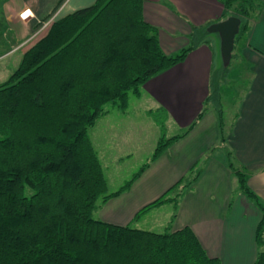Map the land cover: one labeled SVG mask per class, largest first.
Segmentation results:
<instances>
[{"label":"trees","instance_id":"16d2710c","mask_svg":"<svg viewBox=\"0 0 264 264\" xmlns=\"http://www.w3.org/2000/svg\"><path fill=\"white\" fill-rule=\"evenodd\" d=\"M236 1L223 0V18L241 20L233 50L249 24L240 7L232 8ZM210 24L194 29L188 46L165 54L157 28L143 19L141 0H95L53 21L22 54L0 84V264H220L187 226L156 233L92 215L99 201L128 188L148 163L107 193L89 129L106 105L125 110L128 94L139 95L146 81L182 62L200 43L211 46L217 35L206 32ZM217 75L208 97L213 106L221 87ZM180 136H161L150 161ZM236 175L261 212L254 264H264V207L244 176ZM190 182L180 180L169 192L182 185L180 193ZM169 198L159 197L135 218Z\"/></svg>","mask_w":264,"mask_h":264},{"label":"crops","instance_id":"0c3cea01","mask_svg":"<svg viewBox=\"0 0 264 264\" xmlns=\"http://www.w3.org/2000/svg\"><path fill=\"white\" fill-rule=\"evenodd\" d=\"M94 1L0 0V30L2 37L8 35V40L3 41L0 33V43L21 42L30 29L51 15L58 19ZM141 1L143 19L157 28L159 46L165 54L188 46L194 29L223 19L225 13L223 0ZM251 2L254 14L231 56L232 60L236 55L246 75L231 103L226 106L221 88L215 106L208 101L213 75L218 74L213 72L219 51L217 37H213L211 46L200 43L182 62L146 81L137 100L141 103L142 98L145 103L143 112L149 127L159 131L160 126V133H170L167 138L181 136L150 161L128 190L109 198L104 207L95 208L96 219L128 226L141 209L166 194L171 199L163 205H173L167 230L189 227L206 254L218 259L220 264H254L255 229L261 212L242 193L236 175L243 174L247 188L264 207V0ZM24 52L18 51L19 60ZM10 54L13 53H1L0 60ZM1 68L7 69L4 65ZM153 112H161L162 117L155 120ZM107 114L105 110L97 120ZM137 136L140 135L125 136L107 149L109 137L103 135V151H95L107 190L106 169L113 165L114 171L120 172L121 163L132 155L130 138ZM160 137L154 138L153 150ZM201 159V165L196 168ZM183 179L191 180L190 184L180 193L177 192L182 185L178 191L169 192ZM156 222L154 219L153 224Z\"/></svg>","mask_w":264,"mask_h":264},{"label":"rangeland","instance_id":"374dc122","mask_svg":"<svg viewBox=\"0 0 264 264\" xmlns=\"http://www.w3.org/2000/svg\"><path fill=\"white\" fill-rule=\"evenodd\" d=\"M232 5V8L238 9L240 7L242 13H245L242 15L245 20L248 21L252 19L255 8L253 9L252 6L247 5V3L243 2V0H237ZM246 8L247 11H244V9ZM55 20L56 15H51L49 19L39 22L35 29H30L32 30L30 34L27 35L26 38L22 39L21 42L14 43L10 40V43L8 44L0 43V56L1 53H6L9 51L10 53H13L0 60V66L2 67V65H4V67L7 68L2 69L0 67V84L6 81L9 75L17 67L18 61H20L18 51H26L30 46H32L40 37L45 34L46 30H48L49 26ZM0 33L2 37L1 30ZM2 38L4 39L3 41H6L8 40V35L5 34ZM239 39L240 37L238 38V41ZM15 52L16 54H14ZM235 57L230 61V64L225 72H223L222 70V62L220 59L219 51L217 52L214 59L213 72H217L220 77V88L222 89L221 95L225 99L224 101H226V106L231 103L232 99L235 96V93L238 92V90L242 87L246 75L245 68L243 66H239V63L237 62ZM127 104L128 107L126 108V110H121L116 106L113 107L110 104L105 106L104 109L108 110V114L101 120L96 119L93 127L89 129L91 143L94 149L99 153L103 151L102 145L105 144L103 135H107V137H109V139L106 141L107 149H110L111 146H113V143L118 144L120 139L125 138V136H135L136 134L140 135L130 138L132 142L130 143L131 146L129 148V151L132 152V155L130 159L125 160V162L127 163H121V166L119 168L120 172L114 171L116 166L113 165V167L110 166L109 169H106V176L107 180L109 181L107 193L114 190L118 191V187H120L122 184H125L127 181H130L133 176L137 174L142 167H144L146 163H150V159L152 156L151 153H153L152 143L155 137L157 138L161 135L164 136V134L166 136L165 138L170 136V133L165 131V129L164 133H160V126L158 128L159 131L156 130L153 126L152 128L149 127V120L146 114L143 112L145 103L143 102L142 98L140 103V100H137V96L128 94ZM226 110V112H228L229 108L226 107ZM153 114L155 116H158L159 118L162 117L161 112H153ZM225 114L227 115V113ZM102 133L104 134L102 135ZM118 134L122 135L118 136ZM201 163L202 159L198 162L196 168H198ZM239 174L243 175L241 173ZM125 190L128 189L126 188ZM102 205L104 207V203L99 201L96 208H99V206ZM172 211L173 205L170 206L168 204L151 207L148 210H144V212L139 215V218H136L135 221L133 220L128 226L131 228L147 230L156 233L165 232L168 226V224H166L168 220V214ZM92 215L95 219L98 218L97 212H93ZM154 219L157 220L156 224H153Z\"/></svg>","mask_w":264,"mask_h":264},{"label":"water","instance_id":"95a60500","mask_svg":"<svg viewBox=\"0 0 264 264\" xmlns=\"http://www.w3.org/2000/svg\"><path fill=\"white\" fill-rule=\"evenodd\" d=\"M240 22L241 20L239 17L230 15L211 23L206 28V32L216 34L219 40V54L222 62V70L230 63L234 40L239 33Z\"/></svg>","mask_w":264,"mask_h":264},{"label":"bare ground","instance_id":"6f19581e","mask_svg":"<svg viewBox=\"0 0 264 264\" xmlns=\"http://www.w3.org/2000/svg\"><path fill=\"white\" fill-rule=\"evenodd\" d=\"M139 213V212H138ZM141 214V213H140Z\"/></svg>","mask_w":264,"mask_h":264}]
</instances>
